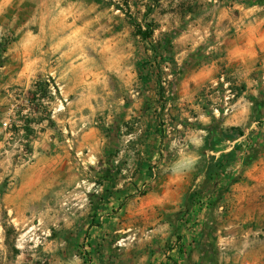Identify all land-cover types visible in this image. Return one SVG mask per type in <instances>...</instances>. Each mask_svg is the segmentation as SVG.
I'll use <instances>...</instances> for the list:
<instances>
[{"label": "crops", "instance_id": "0c3cea01", "mask_svg": "<svg viewBox=\"0 0 264 264\" xmlns=\"http://www.w3.org/2000/svg\"><path fill=\"white\" fill-rule=\"evenodd\" d=\"M221 35L220 53L206 57L207 65L201 62L203 57L191 68L183 65L185 74L175 96L96 95L97 85H106L109 93L113 92L104 75L96 79L95 61L90 59L93 51L81 49L77 44L56 51L55 66L32 65L19 73L12 64L0 66V111L2 105L13 102L14 94L10 91L18 86L34 91L40 79L51 84L53 80L61 87L59 96L48 94L51 115L42 119L39 137L31 142L34 160L20 167L11 163L6 166L0 161V190L7 191L6 208L17 215H27L50 194H64L65 180L79 186L81 175L76 171L79 173L81 165L77 162L86 158L89 168L102 171L99 178H103V189H111L102 192L100 198L107 201L93 211L97 221H101V229L115 224L116 216L122 213L115 232L135 229L142 233L136 245L126 250L125 261L264 264V155L259 154L262 139L254 126L244 132L240 129L252 114L254 101L249 79L243 84L237 111L218 128L207 126L210 118L200 95L203 87L221 73L231 77L239 67L247 74L253 72L257 41L248 37L245 43L238 34ZM195 40L199 38L184 43L176 57L179 64L195 54L200 43ZM81 56L88 58L80 61ZM141 81L149 85L146 79ZM123 86L126 88L127 84ZM257 115H264V101L257 103L254 116ZM6 120L0 118V135L5 130L1 124ZM136 120L140 130L129 137H141L143 145L141 151L134 153L122 147L121 135ZM191 120L195 125L190 124ZM15 132L24 134L26 128L16 125ZM224 135L230 136L226 142L217 140ZM7 140V136L0 137V155H10V149L5 150ZM81 155L85 157L82 159ZM127 170L136 171V175L127 176ZM66 171H70V179L62 177ZM142 186L150 187V191L140 197L137 192ZM221 188L225 196L219 211L225 206L231 210V218L217 228L215 247L220 253L209 259L201 255L202 225L208 212L214 210L211 202L221 199L218 193ZM190 192L195 205L193 211H188L185 222L178 216L186 214L184 201ZM73 194L76 199L83 196ZM81 211L90 215L92 207L85 205ZM145 248L146 257L140 256Z\"/></svg>", "mask_w": 264, "mask_h": 264}, {"label": "rangeland", "instance_id": "374dc122", "mask_svg": "<svg viewBox=\"0 0 264 264\" xmlns=\"http://www.w3.org/2000/svg\"><path fill=\"white\" fill-rule=\"evenodd\" d=\"M140 25L143 30L153 27V36L147 40L137 36ZM225 32L240 35L245 43L248 37H255L257 62L250 74L239 67L231 77L221 73L203 87L200 95L210 118L207 126L218 128L235 114L243 84L249 79L254 101L252 114L240 129L244 132L254 126L259 130L262 139L259 154L264 155V115L254 116L257 103L264 101V0H0V66L12 64L18 73L32 65L55 66L56 51L77 44L81 49L93 51L90 59L95 61L96 79L104 75L113 92L109 93L106 85H97L96 95L175 96L185 74L183 65L191 68L201 57V62L207 65L206 57L219 55L221 34ZM71 38H75L74 43ZM192 38H199L195 41L200 42L195 54L179 64L176 57L184 43L191 42ZM155 46L163 54V60L154 61ZM87 58L81 56L80 61ZM142 74L148 86L141 81ZM38 80L34 91L26 90L23 85L10 91L14 94L13 102L1 106L0 118L7 119L3 123L8 122V127L1 124L5 130L0 135L8 138L5 150L10 149V155H0V161L6 166L28 164L29 155H33L31 142L39 137L42 119L51 115L47 103L51 97L49 89L46 94L40 89L51 83ZM114 84L119 87L114 88ZM8 114H11L9 120ZM138 122H131L132 130H124L121 135L122 147L134 153L141 151L143 145L141 137H129L140 130L136 126ZM190 124L195 125V121L191 120ZM16 125L26 128V133H16ZM229 138L224 135L217 140L226 142ZM86 161L84 158L77 162L81 165L79 173L76 171L81 175L79 186L65 180L64 194H50L27 215H17L6 208L7 191L0 190V264H134L129 259L125 261L126 250L136 245L142 233L135 229L115 232L122 213L116 216L115 224L101 229V221H97L93 211L107 201L100 198L102 192L111 189H103V178H99L102 171L89 168ZM5 173L8 179V172ZM126 173L136 175L132 170ZM71 176L66 171L62 177L70 179ZM237 176L241 179L242 173ZM149 191L150 187L142 186L137 194L143 197ZM73 193L83 196L76 199ZM191 196L192 192L188 193L184 201L187 215L183 212L178 216L185 222L188 211L194 210ZM224 196L211 202L214 213L208 212L203 221L200 250L205 258L214 259L219 255L220 250L215 247L217 228L231 218V210L225 206L219 211ZM85 205L92 207V214L82 213ZM147 250L140 252V256H145Z\"/></svg>", "mask_w": 264, "mask_h": 264}, {"label": "trees", "instance_id": "16d2710c", "mask_svg": "<svg viewBox=\"0 0 264 264\" xmlns=\"http://www.w3.org/2000/svg\"><path fill=\"white\" fill-rule=\"evenodd\" d=\"M148 28L146 30H143L142 26H138V29H137V32H136V35L137 36H140L142 37L143 39L147 40L148 38L152 37L153 36V32H154V29L153 27H150V26H147ZM154 61H159L158 59L160 60H163V54H159L158 52V46H155L154 47ZM160 57V58H159ZM172 60V59H171ZM144 78V77H143ZM41 91L46 94L47 92V89H48V86L45 85V86H41L40 87ZM217 166V165H216ZM223 188V187H222ZM222 188L220 189V191L218 192L219 193V197L222 196V193L224 192V190H222Z\"/></svg>", "mask_w": 264, "mask_h": 264}, {"label": "built area", "instance_id": "2783aa9c", "mask_svg": "<svg viewBox=\"0 0 264 264\" xmlns=\"http://www.w3.org/2000/svg\"><path fill=\"white\" fill-rule=\"evenodd\" d=\"M49 93L51 96L57 97L59 96V94H61V87H59L58 85H53L50 84L49 86ZM234 98V96H233ZM63 103H65L64 101H62ZM61 109H59L60 111ZM4 127H8V122L3 123ZM34 160V156L33 155H29L28 157V164L31 163Z\"/></svg>", "mask_w": 264, "mask_h": 264}]
</instances>
